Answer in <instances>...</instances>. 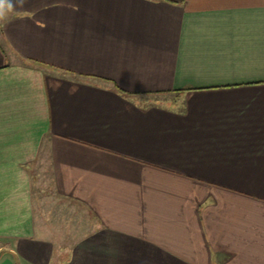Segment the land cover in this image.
Here are the masks:
<instances>
[{
  "label": "crops",
  "instance_id": "1",
  "mask_svg": "<svg viewBox=\"0 0 264 264\" xmlns=\"http://www.w3.org/2000/svg\"><path fill=\"white\" fill-rule=\"evenodd\" d=\"M0 264H264V0H5Z\"/></svg>",
  "mask_w": 264,
  "mask_h": 264
},
{
  "label": "clouds",
  "instance_id": "2",
  "mask_svg": "<svg viewBox=\"0 0 264 264\" xmlns=\"http://www.w3.org/2000/svg\"><path fill=\"white\" fill-rule=\"evenodd\" d=\"M4 3H5V0H0V8L3 7ZM8 7L11 8V4H9Z\"/></svg>",
  "mask_w": 264,
  "mask_h": 264
}]
</instances>
